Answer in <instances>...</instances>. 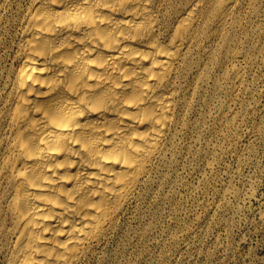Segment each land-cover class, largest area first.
Returning <instances> with one entry per match:
<instances>
[{
	"label": "bare ground",
	"instance_id": "obj_1",
	"mask_svg": "<svg viewBox=\"0 0 264 264\" xmlns=\"http://www.w3.org/2000/svg\"><path fill=\"white\" fill-rule=\"evenodd\" d=\"M25 1L0 89V264H84L170 164L209 79L200 35L237 0Z\"/></svg>",
	"mask_w": 264,
	"mask_h": 264
},
{
	"label": "rangeland",
	"instance_id": "obj_2",
	"mask_svg": "<svg viewBox=\"0 0 264 264\" xmlns=\"http://www.w3.org/2000/svg\"><path fill=\"white\" fill-rule=\"evenodd\" d=\"M25 3L0 0V89ZM215 27L208 16L198 46L211 51L209 79L190 96L170 164L84 264H264V0H237ZM193 56L208 66L199 49Z\"/></svg>",
	"mask_w": 264,
	"mask_h": 264
}]
</instances>
